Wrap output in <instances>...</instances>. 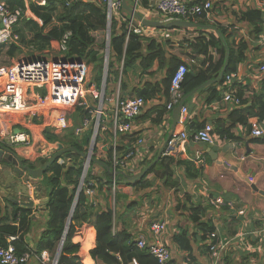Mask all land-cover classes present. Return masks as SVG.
<instances>
[{
  "label": "crops",
  "instance_id": "0c3cea01",
  "mask_svg": "<svg viewBox=\"0 0 264 264\" xmlns=\"http://www.w3.org/2000/svg\"><path fill=\"white\" fill-rule=\"evenodd\" d=\"M86 1L99 3L98 0ZM236 1L240 7H242L244 2L249 7L242 9L243 11L240 13H228L224 20L223 17L218 16L219 13L215 12L217 16L215 25H219L225 30L224 35L229 44L228 47L234 54L238 52L241 54L236 71L240 77V82L235 90V95L241 99V104L233 107L221 102L227 88V85L223 83L215 84L216 86L211 89L208 86V89L204 88L203 91L188 97L184 102V106L187 107L193 123L192 128L187 130L190 134L189 138L183 143L181 148L176 147L173 151L164 149L161 155V157L166 158L165 162L173 161V164L169 167L172 172V177L170 178L171 187L165 185L161 171L157 169L146 177L144 186L118 187L116 189L118 196L116 201H114L115 189L109 193V188L101 186L100 189H96L93 197L94 205L89 203L95 212L105 209L113 210L115 219L112 234L125 231L131 236L133 242L140 234H144L148 241H152L149 233V224L154 220L165 221L167 231L162 235L161 242L170 250L174 264H212L213 261L210 260L209 252L204 249V244L207 243L208 236L211 233L217 235L216 240L218 242L225 243L217 264H264V144L256 143L255 139L257 138H252L245 133L248 130V122L256 119V117L248 116L250 108L260 101L264 103V72L259 70L260 66L264 65V0ZM43 2L44 4L41 6L45 5L46 0H43ZM156 2L157 0H142L141 7L137 8V12L143 18L150 16L152 19L157 20L156 16L149 15L148 10ZM7 3L10 8L21 10L23 16L13 28L18 39L7 43L9 44L7 46L2 45L5 51L0 57V67L10 65L33 48L36 50L35 56L38 57L47 55L48 58H56L61 55L57 50V42L59 40L50 39L46 44L36 42L33 45L31 43L33 35L44 28L43 20L31 9L32 6L41 7L39 4L30 0H7ZM130 8H134L131 3ZM57 10L62 12V7L58 5ZM222 10L227 9L224 8ZM251 10L256 11V13L258 11L259 15L254 18H248L245 13ZM259 16L260 21L255 20ZM54 18L55 16L52 17L53 20ZM114 19L115 27L118 28L122 18L115 17ZM259 22L262 23V26H259ZM260 28L263 29L262 33L256 34V29L259 30ZM142 37L156 39L162 43L169 41V47L171 48H177L181 44L183 52H186L187 49L184 40L194 38V36L191 37L190 34L176 29L154 31V34ZM145 44L143 42V49ZM11 45L15 49L14 55L9 57L6 51ZM106 49L107 47H105ZM166 50H168V46H166ZM209 56L216 59L218 53L216 50H210ZM199 58L203 59V57ZM88 66L94 80L93 66ZM122 68L123 60L117 65L119 76ZM103 73L104 66L102 76ZM124 82L126 87L122 91V95L119 90L120 78L113 84L114 87L111 90L115 91L118 88L120 97L130 98L137 96L138 93L149 86L153 90L162 89L164 86V72L160 68L159 62L155 60L148 72L140 73L136 69L135 72H129L124 77ZM98 85L100 86V84ZM214 90L218 93L219 98L211 101L209 99L212 97ZM165 101L160 94L155 95L154 98L147 99L144 108L134 122L132 130L127 133L116 132V146L121 150L118 154L119 156H122L131 144L138 139L144 141L142 149L146 154L143 162L151 160L164 148L173 120V110L168 112L166 109H161L163 104L166 103ZM155 110L161 112L162 115L158 123H156ZM75 112L69 115L70 128L72 130L82 123V119H80L79 124L74 126V118L72 117ZM54 116L53 112H46L36 116L26 114L5 115L7 131L25 134L29 140V145L11 146L6 139H1V137L0 145L12 150L21 159V164L23 160L35 163L39 157L46 159L47 162L57 151L52 152L51 150L58 148V144H53L47 139L45 131L55 136L65 135L66 133V131L61 133L54 131ZM180 118L181 116H179L175 125L174 136L182 130L179 125ZM244 118L247 122L242 124L240 119ZM206 123L212 124L213 127H215L216 123H220L224 128H229V131L235 137L240 138V140L233 145L232 141H223L213 133L214 144L211 146L194 141L192 133ZM260 125L264 128V122ZM107 140L105 138H103V141L100 140L101 145H98L94 158L106 160ZM112 143L113 139L109 123V149ZM62 149H66V147L63 146ZM48 150H50L49 153ZM211 152L216 154L215 160L209 156ZM201 157L204 159L203 165L197 164V159ZM60 159L64 160L65 163V160L69 158L61 156L57 159V163ZM3 163L5 164V162ZM22 166L24 165L22 164ZM7 167L13 172L14 167L11 164H8ZM233 167L236 169L233 170ZM101 168V166L94 164L91 167L92 176H101ZM118 172L122 173V170ZM3 178L0 179V205L4 210L1 218L5 219L8 217V223L13 226L17 223L16 220H19L17 227L20 228L19 213L12 220L11 212L13 211V206L24 207L14 203L18 199L17 197L8 196L2 191ZM41 179L42 177L39 180H31L26 177L27 181H32V186L26 185V188L29 192L30 200L33 201V206L28 209L31 210L28 216L29 224L27 225L29 232L24 239L27 245L34 246L35 249L36 241L45 230L48 219L47 212L43 206L47 201L46 194L50 192V187H46L45 183L41 182ZM90 181L94 183V187L99 188L94 179ZM37 183L41 184V190L38 194L33 190V185ZM134 184L136 183L132 185ZM253 186L257 191L252 188ZM89 200L90 198H87L88 202ZM216 200L221 201L219 206L213 204ZM188 208L197 209L196 213L192 215L194 217H191ZM193 219L195 220L193 221ZM208 226H213L214 231L211 230V233H205V228ZM87 227H90L93 231L90 249L95 247L96 232L94 227L88 224L79 225L73 239V243L79 245V251L76 253L79 258V264H85V262L80 252L82 242L76 240V237L79 236V238L84 239ZM181 230H187L188 237L192 243L190 254L182 251L173 240L175 234ZM19 234L17 235L19 236ZM204 235H207L205 243L201 241ZM193 236H196V243L192 241L194 239ZM58 245L53 253L43 251L48 254L47 259L52 258L56 254ZM90 249L88 250V256L92 264H95L90 257ZM188 255H191L195 263L189 262Z\"/></svg>",
  "mask_w": 264,
  "mask_h": 264
},
{
  "label": "trees",
  "instance_id": "16d2710c",
  "mask_svg": "<svg viewBox=\"0 0 264 264\" xmlns=\"http://www.w3.org/2000/svg\"><path fill=\"white\" fill-rule=\"evenodd\" d=\"M98 2L99 3L89 2L86 0H46L44 6L31 7L34 13L43 20L44 24V28L40 29L39 32H36L33 35L31 43L33 45H35L34 43L36 42L46 44L50 39L60 40L64 35L69 33L70 35L67 41L68 51L66 56L68 58L81 59L85 61L86 64L92 65L95 75L94 80L97 85L101 82L103 72V59L105 55L107 33V20L104 4L101 0H98ZM226 2H228V0H213V5L218 7L220 4H225ZM58 5L62 7V12H58ZM144 5L146 6V4ZM245 15H247L248 18H254L259 14L258 11L256 13V11L251 10L247 11ZM53 16H55L54 20L52 19ZM255 20L260 21V16L259 18H255ZM189 21L202 25L208 24L200 18H191ZM214 26L218 28L227 42L223 27H220L219 25ZM259 26H262L261 22H259ZM127 29L128 23L126 21H122L118 28L115 27L114 19L110 22L109 58L106 80V84L109 86V92L112 85L120 78L119 90L122 95V91H124V88L126 87L124 77H126L129 72H135L136 69H138L140 73L148 72L153 62L157 60L160 68H162L164 72L163 88L153 90L149 86L146 87L147 89L145 88L142 92L138 93L137 96L142 97L146 101L147 99L154 98L155 95L160 94L166 100L165 102H167L172 74L180 64H184L187 67V72L184 76L180 90L181 98L206 81L215 79L223 66L224 48L214 31H203L194 28L185 30L174 28L185 33H196V36L193 39L184 40L187 49L186 52H183V46L181 44H179L177 48H171L169 47V41L162 43L156 39L144 38L141 35H136L132 32L129 34L128 40L126 41ZM174 29H170V31ZM154 30L160 31L158 29ZM262 30L263 29L261 28L259 30L256 29L255 33L261 34ZM13 34L17 38L14 31ZM95 34L99 35L95 36ZM143 42L146 43L144 49ZM7 45L9 44H4L3 46ZM3 46H0V57L5 51ZM166 46H168L169 52L166 50ZM14 49L13 45L9 46L6 54L9 57L13 56ZM210 50L217 51L218 56L216 59L209 56ZM229 51L230 56L228 66L222 79L218 81L216 85L224 84L225 77L234 74L237 71V64L241 54L240 52L234 54L230 48ZM199 57H203V59L201 60ZM191 59L196 60L197 64H191ZM121 60H123V68L121 75L119 76L117 65ZM216 85L213 84L208 88H214ZM203 90H200L199 92ZM109 92L106 90V93ZM218 98V93L214 90L212 97L209 100L212 101L213 99ZM164 104L161 109H165ZM155 114L157 120L156 123H158L162 115L158 110H155ZM248 116L256 117L260 124L263 123L264 103L260 101L255 104V106L252 105ZM84 118H90L88 111L77 109L74 115V126L78 125L80 119ZM240 121L242 124L247 122L245 118L240 119ZM229 130V128H224L222 124L216 123L214 134L223 141L229 140L236 142L240 140V138L235 137ZM91 135V130H87L79 136H75L72 129H68L65 135L61 136L51 135L48 131H45L46 138L53 144H60L66 148L73 147L78 152L82 153L87 152ZM255 142L264 144V136L255 139ZM96 145L97 143L93 148V157H95L97 153ZM120 151V148L115 146L116 154H119ZM156 157L157 156H154L151 160L139 164L138 171H141L147 165L151 164ZM112 158L113 150L112 147H110L106 154V160H100L108 168H101V176L93 177L91 167L94 166V164L91 163L84 179V185L86 186L91 179H94L96 185L99 187H95V189H100L101 186H106L109 188V193H111L114 184V201H116L118 197L116 189H118V187L144 186L146 184V177L158 169L161 171L165 185L171 187L170 178L172 177V172L169 167L173 164L172 160L165 162L166 158L163 156L160 157V159L147 171L143 178L140 181L135 182L136 184L132 185L125 182L124 177L126 174L118 172V169H116V173L113 175ZM45 163L46 159L41 157H39L35 163H30L26 160L22 161V164L30 169L42 167ZM83 164L84 159L78 154L72 153L69 159L65 160L64 164L59 165L56 160L44 172L41 182L45 183L46 187H50V192L46 194L47 201L43 206L47 212L48 219L45 230L41 233L35 244V252L37 254H40L43 251L53 253L57 245L60 243L82 175ZM3 211L4 210L0 205V247H5L7 245V237L20 233L18 240L13 243L16 253L20 255L26 252L28 248L24 238L29 232V227L27 228V225L29 224L28 216L30 215L31 210L13 206L11 219L14 220L16 214L19 213L20 228L11 225V223L9 224L8 217L2 219ZM196 211L197 209L188 208L191 217H194L192 215L196 213ZM114 219V212L111 209H105L100 212L93 211V207L87 201L84 192L81 191L78 195V200L72 214L71 224L68 227L62 245L58 260L59 264H79V258L76 256V253L79 251V245L73 243V239L77 227L81 224L93 226L96 232L95 247L92 249L90 248L92 246L91 241L93 239V231L90 227H87V233L84 239L79 238V236L76 237V240L82 242L80 252L81 256L84 258L85 264H92V261L88 256L89 249L90 257L95 264H129L132 258L136 259L138 264H157L156 260L150 256L146 249H138L136 247L135 242L131 240V236L128 233L120 231L112 234ZM194 220L195 219H193V221ZM211 230L214 231L213 226H208L205 228V233L210 232ZM193 238L192 241L196 243V236H193ZM173 240L182 251H186L190 254L192 251V243L188 237L187 230L179 231L175 234ZM206 240L207 235L202 236L201 241L205 243ZM204 249L209 252V248L206 244H204ZM188 257L189 262L195 263L191 255H188ZM171 264L174 263L171 261Z\"/></svg>",
  "mask_w": 264,
  "mask_h": 264
},
{
  "label": "built area",
  "instance_id": "2783aa9c",
  "mask_svg": "<svg viewBox=\"0 0 264 264\" xmlns=\"http://www.w3.org/2000/svg\"><path fill=\"white\" fill-rule=\"evenodd\" d=\"M40 6L44 4L43 0H30ZM104 4L106 12V20L110 22L115 17L122 18V21L128 23L127 35L125 40H128L129 34L132 32L136 35L149 36L154 34V29L144 27L140 22L134 18L127 19L121 11L122 0H101ZM133 9L137 11L141 7L142 0H131ZM213 5V0H157L156 4L151 6L149 15L156 16L157 21L170 22L173 20H186L191 18H200L208 24L215 25L216 13ZM23 14L19 9H12L9 7L7 0H0V46L16 41V36L13 34V28L20 22ZM150 20L152 17H145ZM115 20V19H114ZM69 33L57 42V50L61 54L56 58L42 59L35 56V48L25 53L24 56L18 58L10 65L0 67V137L6 139L9 145H29V140L25 134L11 133L7 131L5 123V115L26 114L36 116L46 112L54 113V131L56 133L65 132L71 129L69 115L77 109H83L90 114L89 119H82L80 126L73 128L74 135L79 136L87 130L92 131L90 143L88 146H94L99 138L101 132H109L107 126L102 125L103 119H108L110 123V131L113 143L110 147L113 150L112 171L113 175L116 169L122 170L126 175H133L138 173L139 164L143 163L146 152L142 149L144 141L138 139L131 144V146L119 156L115 152L116 146V132L127 133L133 128L134 122L146 101L139 96L130 98H122L119 95L118 88L113 91L110 90L106 84L107 69H108V55L109 51L105 50L103 59L104 73L100 82V86L92 79L91 71L85 61L80 59H72L66 56L68 51L67 41ZM196 35V34H195ZM195 35H193L195 37ZM107 43V37H106ZM33 53L36 61H31L29 53ZM191 64H197L194 59L190 60ZM260 72H264V65L259 68ZM187 72V67L180 64L172 74L170 87L168 91V101L165 103L166 111H172L181 99V85L184 76ZM240 77L235 72L227 75L224 84L227 85L225 93L223 94L221 102L237 107L241 104V99L235 95V90L238 88ZM40 89L41 95L37 91ZM106 90L109 93H106ZM93 104H96L94 106ZM181 118L179 125L182 130L173 135L168 142V147L181 148L183 143L189 138L188 129L193 126L192 120L189 116L186 106H182L180 111ZM214 127L210 123L202 125L199 129L192 133V139L198 143L205 145H213ZM252 138H260L264 136V128L261 127L259 120L253 119L248 122V130L245 131ZM101 136L107 140L109 138ZM235 145V142H231ZM107 152L109 151V142ZM94 148V147H93ZM52 152L55 151L51 150ZM50 150H48V153ZM51 152V153H52ZM50 153V154H51ZM93 157V150L90 152ZM100 160V159H99ZM64 160L60 159L58 164H63ZM197 164L203 165L204 159L201 157L197 159ZM77 187L78 192H84L87 198H90L89 203H93V197L96 189L93 182L84 185V179L90 162L84 168ZM82 181L81 185L80 182ZM27 186H32V181L26 180ZM34 186V185H33ZM115 187L113 184L112 190ZM34 190V188H33ZM76 196V194H75ZM215 206H219L221 201L216 200ZM94 205V203L92 204ZM14 224L15 227L18 226ZM167 231L166 222L163 220H154L149 224V233L152 241H148L144 234L138 235L134 241L138 249H146L150 256H152L157 264H171V252L166 245L161 242V237ZM19 236L7 237V245L0 247V264H28L30 260L40 262L41 264H59L56 254L52 256L51 260L47 259L48 254L42 252L37 254L34 246H28L27 251L22 254H17L14 242L18 240ZM217 235L211 233L206 245L209 248L210 260L212 264H217L220 260L221 252L225 247V243L218 242ZM46 257V258H42ZM39 263V264H40ZM129 264H138L137 260L132 258Z\"/></svg>",
  "mask_w": 264,
  "mask_h": 264
},
{
  "label": "water",
  "instance_id": "95a60500",
  "mask_svg": "<svg viewBox=\"0 0 264 264\" xmlns=\"http://www.w3.org/2000/svg\"><path fill=\"white\" fill-rule=\"evenodd\" d=\"M130 1L131 0H122L121 11L127 19L134 18L135 20L140 22L141 25H143L144 27L158 29V30H170L174 28H181L185 30V29L194 28V29H199L203 31H214L216 35L218 36L224 48V62H223V66L221 70L218 73V76L215 79L206 81L205 83L201 84L196 89H194L192 92L182 97L179 103L173 109L172 111L173 120H172V124L170 127V134L166 137L164 148L158 153L156 159L151 164L147 165L145 168L139 171L138 173L125 176V181L128 184H133L135 182L140 181L143 178V176L147 173V171L154 165V163H156L160 159L162 155V151L164 149H166L167 151L173 149V147H168L167 145L175 131V125L180 116V111H181L182 106L184 105V102L186 101L188 97L199 92L200 90H203L204 88H207L208 86L212 84H216L218 81L222 79L226 71V68L228 66L230 51H229V47H228V44L224 36L221 34L218 28L215 27L214 25L196 24V23H192L186 20H173V21L165 23V22H161L157 20H150L147 18H143L137 11L130 8ZM109 39H110V25L107 23V44H106L107 51H109ZM29 55H30L31 61H36V58L33 57V53L30 52ZM37 91L41 95L42 91L40 89H38ZM93 147H94L93 145L89 147V151L87 153H82V152H78L73 147L62 149V146L58 144L57 151L51 156V158L42 167H39L36 169H30L28 167L22 166L21 159L12 150L0 145V164L5 162V164L3 163V165L0 166V179L4 177L3 178L4 181L2 184V191L5 192L8 196L17 197L18 198L17 201L16 200L14 201L15 204L20 205L21 207H24L26 209H31L33 206V201L30 200L29 192L26 188V177H28L31 180H39L44 174V172L46 171V169L51 165L52 162H54L61 156H65L69 158L72 153L78 154L80 157H82L84 159L85 166H87V164L90 162L93 164H97L104 169H107L108 167L103 162L90 156V152H92ZM209 156L211 157V159H214V160L216 159V154H214L213 152L209 153ZM8 164H11L14 167L13 172H11V169L7 167ZM85 166L84 168H86ZM224 166L227 167L226 165ZM232 169L235 170L236 168L233 167ZM81 183L82 181L80 182V185ZM33 188H34V191L38 194L41 190V184L37 183L33 186ZM252 188H254V190L257 191L254 186ZM78 195H79V192L77 190L76 196L74 198V202L71 207L70 214L66 221L65 229L63 231L60 244L58 245V248H57L56 258H58L61 253L62 245L66 237L68 227L71 224L72 214H73L74 208L78 200Z\"/></svg>",
  "mask_w": 264,
  "mask_h": 264
},
{
  "label": "rangeland",
  "instance_id": "374dc122",
  "mask_svg": "<svg viewBox=\"0 0 264 264\" xmlns=\"http://www.w3.org/2000/svg\"><path fill=\"white\" fill-rule=\"evenodd\" d=\"M248 3V2H247ZM227 9V10H222L221 9ZM249 6L246 5V3L244 2L242 4V7L238 6V3L236 0H228V2H226L225 4L222 3L220 4V6H218L217 8H215V12L219 13L218 16L220 17H223V20L225 19L224 17H227L228 13H232V12H237V13H240L242 12L243 10L242 9H246L248 8ZM218 8H220V10H218ZM224 24H226L224 22ZM187 34H190V36L192 37L193 35H195L194 33H187ZM196 36V35H195ZM42 59H48V56L47 55H41L40 56ZM114 86L112 85L111 88H113ZM94 106H96V104H93ZM74 118V116L72 117ZM78 120V119H77ZM73 123L75 124V119L73 120ZM78 124V123H77ZM102 125H105L107 126V128L109 129V121L108 119H103L102 121ZM105 134H107L109 136V132H101L100 135H99V138H98V141H97V147L98 145L100 144L101 145V136H105ZM106 136V137H108ZM109 142V138L107 140V143ZM62 146V145H61ZM95 146V145H94ZM63 147V146H62ZM57 150V148L55 149V151ZM42 258H46V257H42ZM51 260V258L49 259ZM49 262V261H48ZM48 262L46 264H48ZM40 263V262H39ZM28 264H38V262L34 261V260H30V262ZM41 264V263H40Z\"/></svg>",
  "mask_w": 264,
  "mask_h": 264
},
{
  "label": "clouds",
  "instance_id": "9594fccd",
  "mask_svg": "<svg viewBox=\"0 0 264 264\" xmlns=\"http://www.w3.org/2000/svg\"><path fill=\"white\" fill-rule=\"evenodd\" d=\"M87 153V152H86ZM100 161V160H99ZM91 164V163H90ZM127 176V175H126Z\"/></svg>",
  "mask_w": 264,
  "mask_h": 264
}]
</instances>
